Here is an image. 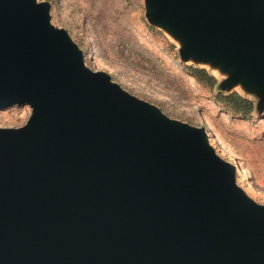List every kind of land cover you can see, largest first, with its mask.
Masks as SVG:
<instances>
[{"label":"water","instance_id":"1","mask_svg":"<svg viewBox=\"0 0 264 264\" xmlns=\"http://www.w3.org/2000/svg\"><path fill=\"white\" fill-rule=\"evenodd\" d=\"M143 2L180 62L264 111V0ZM50 9L0 0V109H30L0 128V264H264V205L205 127L91 70Z\"/></svg>","mask_w":264,"mask_h":264},{"label":"rangeland","instance_id":"2","mask_svg":"<svg viewBox=\"0 0 264 264\" xmlns=\"http://www.w3.org/2000/svg\"><path fill=\"white\" fill-rule=\"evenodd\" d=\"M38 1L50 3L51 23L68 32L91 70L108 73L171 119L204 126L217 154L236 165L238 185L264 205V111L243 119L221 109L214 102L226 95L216 89L219 79L206 72L215 79L208 89L190 76L186 68L195 67L180 62L176 46L147 24L143 0ZM29 115L27 106L0 109V128L21 127Z\"/></svg>","mask_w":264,"mask_h":264},{"label":"trees","instance_id":"3","mask_svg":"<svg viewBox=\"0 0 264 264\" xmlns=\"http://www.w3.org/2000/svg\"><path fill=\"white\" fill-rule=\"evenodd\" d=\"M186 69L190 76L193 77L194 80H196L198 83L202 84L208 89L213 88L215 79L212 76L208 75L205 70L193 67H188ZM214 102L224 111L243 119L250 118V114L253 109V104L251 101L242 98L236 93H232L229 95H214Z\"/></svg>","mask_w":264,"mask_h":264},{"label":"bare ground","instance_id":"4","mask_svg":"<svg viewBox=\"0 0 264 264\" xmlns=\"http://www.w3.org/2000/svg\"><path fill=\"white\" fill-rule=\"evenodd\" d=\"M164 31H165L166 33H168L167 30H165V28H164ZM205 129H206V128H205ZM233 165H234V167L236 168V165H235V164H233ZM236 170H237V168H236Z\"/></svg>","mask_w":264,"mask_h":264}]
</instances>
